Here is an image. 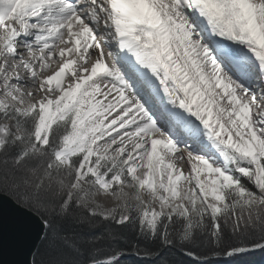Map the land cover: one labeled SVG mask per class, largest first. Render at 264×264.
I'll return each mask as SVG.
<instances>
[{"label": "snow or ice", "instance_id": "1", "mask_svg": "<svg viewBox=\"0 0 264 264\" xmlns=\"http://www.w3.org/2000/svg\"><path fill=\"white\" fill-rule=\"evenodd\" d=\"M0 93L30 264L264 249V0H0Z\"/></svg>", "mask_w": 264, "mask_h": 264}, {"label": "water", "instance_id": "2", "mask_svg": "<svg viewBox=\"0 0 264 264\" xmlns=\"http://www.w3.org/2000/svg\"><path fill=\"white\" fill-rule=\"evenodd\" d=\"M37 244L31 220L7 199L0 201V264H30Z\"/></svg>", "mask_w": 264, "mask_h": 264}, {"label": "trees", "instance_id": "3", "mask_svg": "<svg viewBox=\"0 0 264 264\" xmlns=\"http://www.w3.org/2000/svg\"><path fill=\"white\" fill-rule=\"evenodd\" d=\"M128 238L130 240H137L138 238L134 233H128ZM260 233L258 231L254 232V236H259ZM141 243H144L141 241ZM118 244L122 247H126L122 241L118 242ZM210 247V246H209ZM209 249H204L205 252H208ZM98 258L104 259L106 256H99ZM170 259L176 262V264H193L191 258L183 256L175 251L170 254ZM241 261H246L247 264H264V249H256L252 252L242 255L239 258H232L227 256H218L212 257L210 256L207 264H241ZM121 264H152V261L147 259H141L134 255H126L121 258Z\"/></svg>", "mask_w": 264, "mask_h": 264}, {"label": "rangeland", "instance_id": "4", "mask_svg": "<svg viewBox=\"0 0 264 264\" xmlns=\"http://www.w3.org/2000/svg\"><path fill=\"white\" fill-rule=\"evenodd\" d=\"M2 121V120H1ZM3 123H9V125H13L12 121H2ZM14 126H13V131H14ZM128 192H131V189H125ZM98 202L106 205V206H111L115 205L117 203L116 199L110 194V193H104V194H98L97 196ZM101 199V200H100Z\"/></svg>", "mask_w": 264, "mask_h": 264}, {"label": "bare ground", "instance_id": "5", "mask_svg": "<svg viewBox=\"0 0 264 264\" xmlns=\"http://www.w3.org/2000/svg\"><path fill=\"white\" fill-rule=\"evenodd\" d=\"M61 46H63V45H61ZM107 62H108V60H107ZM50 64H51V68L49 69V72H47V73H45V74H50V72L51 71H54L55 70V68L57 67V65L55 64V63H53V62H49ZM109 63V62H108ZM111 63V62H110ZM67 82V81H66ZM0 96H2V93H0ZM5 121V120H3V119H0V124H4L2 121ZM7 124H9V123H7ZM178 167H181L182 168V170L185 172V174H187V172H188V168L187 167H184L183 166V163L182 162H180V163H178V165H177ZM101 200V199H100Z\"/></svg>", "mask_w": 264, "mask_h": 264}]
</instances>
